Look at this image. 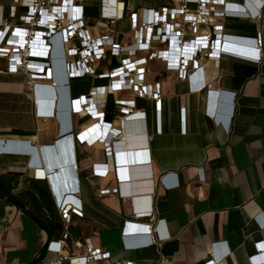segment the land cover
<instances>
[{
	"label": "crops",
	"instance_id": "obj_1",
	"mask_svg": "<svg viewBox=\"0 0 264 264\" xmlns=\"http://www.w3.org/2000/svg\"><path fill=\"white\" fill-rule=\"evenodd\" d=\"M250 1L256 5L259 0ZM119 2L124 6L125 17L111 24L113 32L96 24L100 19L99 0L75 3L83 7L89 18L88 33L92 39L108 35L121 46L135 45L138 36L132 33L131 15L136 14L141 24L145 10L180 8L176 0ZM228 3L241 1L220 0L216 10L223 13ZM15 5V0H0V30ZM22 13L19 9L13 24L19 23ZM184 19L178 14L173 22ZM209 22L201 24L195 33L189 32L185 40L194 41L214 26H222L223 35L257 37L260 32L263 61L254 64L219 54L204 58L197 68L203 67L202 73L211 87L194 92L184 72L167 67L165 52L170 51V63H174L182 51L175 38L167 43L156 41L150 50L139 51L135 56L111 55L108 46L106 57L94 65L95 74L71 79L69 84L60 82L63 103L55 111L61 119L57 114V118L36 116L29 77L24 72H8L7 58L0 57V141L28 142L36 149L42 168H66L69 186L59 183L56 174L36 179L35 170L29 166L32 153L0 155V177L17 197L27 201L37 188L48 189L57 220L46 209L41 213L46 220L62 226L57 205L66 196H77L84 216L72 215L68 225L82 245L90 242L95 248L110 252L111 258L104 264H253L250 258L259 252L257 243L264 242V11L257 21L218 15L210 16ZM59 45L57 41L58 50ZM56 55L60 58L59 52ZM143 58H148L151 69L144 84L160 92L161 102L138 97L129 90L104 94V88L117 80L100 75L110 74L125 63L138 64ZM131 72L134 74L135 69ZM37 82L51 84L49 79ZM97 88L103 89L98 92ZM215 91L238 92L236 106L231 107L228 97L213 96ZM68 94L73 99L93 96L90 109L94 112L102 111L101 102L106 99L105 121L112 127H119V118L129 117L124 138L113 147L104 142H86L82 132L87 130L92 137L99 122L84 109L70 110ZM218 100L225 104L222 110L216 108ZM230 109L235 115L227 131L223 125ZM137 111L145 112L146 118L131 115ZM211 114L220 118L221 125ZM111 162L119 171L106 178L93 175V164ZM75 163L78 171L72 169ZM46 169L42 173L48 175ZM167 174L170 188L161 185V178ZM116 189H120V195L114 192ZM105 190L110 193L103 194ZM149 212L155 218L157 235L163 239L152 246L127 247L148 240L144 224L150 215L144 214ZM136 214L143 215L137 219ZM43 242V232L29 217L0 200V264H29L39 255ZM70 245L75 253L84 250L75 241ZM256 260L264 264L261 256Z\"/></svg>",
	"mask_w": 264,
	"mask_h": 264
},
{
	"label": "built area",
	"instance_id": "obj_2",
	"mask_svg": "<svg viewBox=\"0 0 264 264\" xmlns=\"http://www.w3.org/2000/svg\"><path fill=\"white\" fill-rule=\"evenodd\" d=\"M81 1L84 0H15L16 5L12 7L9 18L3 21L0 30V57L7 58L8 72H24L29 77L36 99V116L39 118L54 117L57 108V95L54 89L57 88L60 92L61 85L59 84L62 80V82L69 84L71 79L95 74L94 65L106 57V47L108 46L111 48V55L128 54L135 56L139 51L150 50L152 44L156 41L167 43L175 38L182 51L180 56L176 55L177 57L174 58L176 62L174 63H170L172 61L170 51L165 52L168 59L167 67L181 73L184 72L189 81L190 90L194 92H202L211 87L204 78L203 67L197 68L200 60L204 58L219 54L220 56H231L254 64H260L263 61L260 32L257 37L223 35V27L214 26L211 31L197 37L194 41L188 42L185 39L189 32L195 33L201 24L209 25L210 16L224 15L231 18L257 21L262 17L264 0L257 1L256 5L252 4L250 0H246V7L244 6V0H240L241 3H228L224 6L223 13L216 10L220 0H176L180 5L179 9L164 7L161 11L145 10V17L141 24L138 22L137 15L133 14L131 15L132 33L138 36V40L135 45L128 47L117 44L113 36L104 35L98 39H92L88 33L89 18L85 15L83 7L75 4ZM99 1L100 19L96 21V24L101 25L102 30L106 32H113L111 24L125 17L124 6L119 0ZM191 5H196V8L192 9ZM19 9L23 10V13L19 18V23L13 24L12 20L17 19ZM178 14L184 15L183 22H173ZM156 30L158 33H155ZM57 41L60 42L59 50L56 47ZM185 50H189L191 53L189 55L182 53ZM58 52L60 58H57L56 53ZM137 62L138 64L135 62L125 63L121 68L112 71L110 74L100 75V78L110 77L117 80V82L104 88V94L108 96L129 90L135 92L138 97H148L161 102L160 92L144 84L145 76L151 72L148 66V58L140 59ZM133 68L135 69L134 74L131 72ZM191 69L195 71L190 74ZM46 79L51 81L49 86L37 82ZM46 87L52 88L54 92L55 100L51 103L43 100L41 95V90ZM102 89L97 88L98 92ZM98 92L97 95H99ZM210 92L213 93L211 89ZM238 94V92L215 91L213 96L228 97L231 107L234 108ZM66 102L70 110L80 111L84 109L92 118L98 120L99 128L92 137L87 130L82 132V137L86 142L91 144L104 142L113 147L116 142L124 138L122 137L123 131L125 130L126 119L129 117L119 118V127H112V124L105 121L103 109L106 107V99L101 102V112H94L90 109L93 96H82L73 99L68 94ZM123 113L125 114V112ZM131 115L135 118H146V113L143 111H137ZM211 115L214 121L221 125L220 118L214 114ZM234 115L235 112H231L230 109L223 125L227 131L231 129V117L234 118ZM57 116L60 117L59 112ZM30 153H32V157L29 166L35 170L36 179L50 178L53 169L49 170L48 175L39 176L38 173L45 171L46 168H42L40 161L36 158V149L31 148L28 142L0 141V155H29ZM72 169L78 171V164H73ZM91 169L94 176L101 178H106L110 173L119 171L113 162L93 164ZM168 176L167 174L161 178V185L164 188H170L166 183ZM173 176L175 175L173 174ZM114 192L120 195V189H116ZM102 193L106 194L110 191L105 190ZM57 209L63 221V230L58 239L52 238L45 258L37 264H104L111 258L110 252L95 248L90 242L82 245L70 231L68 225L70 217L72 215L84 216L82 204L77 196H66V200L58 204ZM151 214L152 212L144 214L150 215L149 222L144 224V229L149 233L148 240L143 243L127 244V247L139 248L161 242L160 239H163L164 236L161 235L160 238L157 235L158 227L155 218ZM142 215L136 214L135 217ZM71 241H75L77 246L82 247L83 252H73L70 245ZM263 243H257L259 252L250 258L253 264L260 263L256 260L258 256L264 259ZM211 252L214 255V249ZM213 263L210 261L206 264Z\"/></svg>",
	"mask_w": 264,
	"mask_h": 264
},
{
	"label": "water",
	"instance_id": "obj_3",
	"mask_svg": "<svg viewBox=\"0 0 264 264\" xmlns=\"http://www.w3.org/2000/svg\"><path fill=\"white\" fill-rule=\"evenodd\" d=\"M54 90H55V93L57 95L56 104L58 105V103H59V105H60L61 101L59 102V99H60L59 91L57 88H55ZM41 95H42L43 100L48 101L50 103L55 100V96H54V92H53L52 88H48V87L43 88L41 90ZM62 103H61V105H62ZM224 106H225V104L222 101L218 100L216 102V108L217 109L222 110ZM63 169H64L63 171H61L60 169H57V170L53 169V171H51V174L57 175L56 177H57L59 183H63L64 185L67 184L69 186V181H68V177H67L68 174H67V171L65 170L66 168L63 167ZM52 177H53V175H52ZM63 184H61V187ZM0 200H3L7 203H10L13 206H15L16 208H18L23 214H25L27 217H29L43 232L44 242H43L42 249H41L39 255L36 256L29 264L39 263L40 261H42L45 258L49 244L53 238L51 230L32 211H30L26 207V205L23 204L13 192L6 189L4 182H3L1 177H0Z\"/></svg>",
	"mask_w": 264,
	"mask_h": 264
},
{
	"label": "trees",
	"instance_id": "obj_4",
	"mask_svg": "<svg viewBox=\"0 0 264 264\" xmlns=\"http://www.w3.org/2000/svg\"><path fill=\"white\" fill-rule=\"evenodd\" d=\"M4 185H5V183H4ZM5 187L7 190L12 192V190L8 186L5 185ZM18 199L23 204H25L26 207L30 211H32L44 224H46L49 227V229L52 232L53 238L60 236V234L63 230V226L57 222L54 223V222H50V221L46 220L41 213L42 209H46L52 215L51 216L52 219L54 221L57 220V213H56L55 205L53 203L51 194H50L48 189L37 188L36 194L30 195V197L28 198V201L23 199V197H18ZM3 202H5V201H3ZM5 203H7V202H5ZM7 204L12 205L10 203H7ZM70 231L72 232L71 228H70Z\"/></svg>",
	"mask_w": 264,
	"mask_h": 264
},
{
	"label": "clouds",
	"instance_id": "obj_5",
	"mask_svg": "<svg viewBox=\"0 0 264 264\" xmlns=\"http://www.w3.org/2000/svg\"><path fill=\"white\" fill-rule=\"evenodd\" d=\"M244 2H245V3H244V6L246 7V6H247V5H246V0H244ZM234 106H235V105H234ZM57 113H58V112H57ZM57 113L54 114V116H55L56 118H57V116H56ZM232 120H233V116L231 117V124H232ZM65 200H66V198H65L63 201H65ZM63 201H62V202H63Z\"/></svg>",
	"mask_w": 264,
	"mask_h": 264
},
{
	"label": "bare ground",
	"instance_id": "obj_6",
	"mask_svg": "<svg viewBox=\"0 0 264 264\" xmlns=\"http://www.w3.org/2000/svg\"><path fill=\"white\" fill-rule=\"evenodd\" d=\"M46 171H48V170L46 169ZM48 173H49V171H48ZM38 174H39V176H41V177H42V176H46V175H47V174H46V173H44V172H43V173H42V172H39Z\"/></svg>",
	"mask_w": 264,
	"mask_h": 264
}]
</instances>
